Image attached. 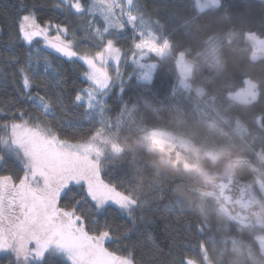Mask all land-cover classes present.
Listing matches in <instances>:
<instances>
[{
    "label": "trees",
    "instance_id": "obj_1",
    "mask_svg": "<svg viewBox=\"0 0 264 264\" xmlns=\"http://www.w3.org/2000/svg\"><path fill=\"white\" fill-rule=\"evenodd\" d=\"M134 3L144 14L146 34L154 32L167 48L146 58L155 65L151 88L145 84L122 112L110 113L107 132L119 149L102 155L103 179L131 191L142 204L131 218L117 214L116 223L127 226L122 230H129V243L143 240L145 231L152 235L158 250L143 249L147 264H169L172 247L189 243L196 264H264V210L252 221L238 220L220 200L216 185V177L233 168L250 188L264 181V56L252 58L246 37L248 32L264 37V0H217L205 8L198 0ZM19 4L0 0V100L16 95L7 60ZM181 62L190 67L186 78ZM52 64L67 78L62 86L68 95L82 86L73 66L54 58ZM129 71L121 65L125 80ZM247 78L257 82V97L232 100L229 94L242 89ZM56 118L75 125L65 128L69 134L83 135L90 127L79 111L64 113L58 104ZM152 129L171 131L213 153L190 168L171 163L145 138ZM189 160L196 161L194 155Z\"/></svg>",
    "mask_w": 264,
    "mask_h": 264
},
{
    "label": "snow or ice",
    "instance_id": "obj_2",
    "mask_svg": "<svg viewBox=\"0 0 264 264\" xmlns=\"http://www.w3.org/2000/svg\"><path fill=\"white\" fill-rule=\"evenodd\" d=\"M143 15L134 0H20L7 60L16 95L0 100L4 264H147L143 249L158 250L147 231L129 243L116 216L131 218L142 204L105 181L100 164L110 113L155 83L142 62L155 43L150 31L145 35ZM52 58L77 72L82 86L72 95ZM121 65L130 69L127 80ZM57 104L64 113L79 111L89 130L67 133L75 125L57 120ZM193 247L174 245L169 264H194Z\"/></svg>",
    "mask_w": 264,
    "mask_h": 264
},
{
    "label": "rangeland",
    "instance_id": "obj_3",
    "mask_svg": "<svg viewBox=\"0 0 264 264\" xmlns=\"http://www.w3.org/2000/svg\"><path fill=\"white\" fill-rule=\"evenodd\" d=\"M203 8H205L207 5H211L217 2V0H198ZM152 33V32H151ZM153 37L155 39V43L150 45V51L148 53H145L142 62L146 63L151 66L152 73L154 74L155 65L152 62H149L146 60V58L149 56L150 53H160L166 50L167 45L161 44L159 45L157 40V35L153 32ZM145 35L147 36L148 34ZM247 40L252 44L253 46V53L252 58L257 59L264 56V37L259 36L255 32H248ZM180 70L181 75L183 78H186L188 76V73L190 72V67L187 66L185 63H180ZM232 100L240 101V102H248L253 99H255L258 95V87L257 82L251 78H247L245 81V86L233 93L229 94ZM145 138L152 143V145L155 148H159L162 151V154H164V157H168L167 159L171 163H184L185 167H194L196 162H199V160L202 159V157L206 154L213 153L209 149H205L199 146H196L193 142L190 140L183 138L181 136H178L177 134L163 129H152L148 132L144 133ZM102 149V153L112 151V150H118V145L114 141L113 137L110 133L106 132L105 135V143L100 145ZM102 154V155H103ZM191 155H194L195 162H190L189 158ZM227 175H223L220 177L226 178ZM251 192L252 195L261 202L264 210V181L259 180L257 182V186H252ZM260 241L262 243L263 249H264V235H261ZM196 264V263H194Z\"/></svg>",
    "mask_w": 264,
    "mask_h": 264
},
{
    "label": "water",
    "instance_id": "obj_4",
    "mask_svg": "<svg viewBox=\"0 0 264 264\" xmlns=\"http://www.w3.org/2000/svg\"><path fill=\"white\" fill-rule=\"evenodd\" d=\"M217 192L220 200L238 220L252 221L263 213V206L251 192L247 182L239 178L231 169L226 178L216 177Z\"/></svg>",
    "mask_w": 264,
    "mask_h": 264
}]
</instances>
